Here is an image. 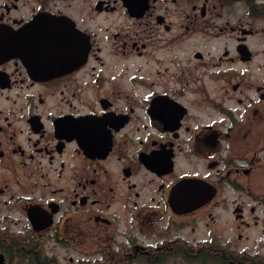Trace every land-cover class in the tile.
<instances>
[{
    "label": "flooded vegetation",
    "instance_id": "af4514ba",
    "mask_svg": "<svg viewBox=\"0 0 264 264\" xmlns=\"http://www.w3.org/2000/svg\"><path fill=\"white\" fill-rule=\"evenodd\" d=\"M0 264H264V0H0Z\"/></svg>",
    "mask_w": 264,
    "mask_h": 264
}]
</instances>
